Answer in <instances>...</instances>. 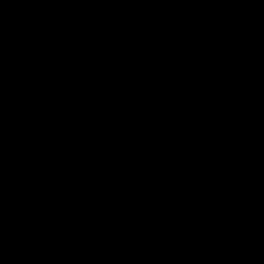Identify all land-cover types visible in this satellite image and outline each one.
<instances>
[{
  "label": "water",
  "instance_id": "water-1",
  "mask_svg": "<svg viewBox=\"0 0 264 264\" xmlns=\"http://www.w3.org/2000/svg\"><path fill=\"white\" fill-rule=\"evenodd\" d=\"M0 264H264V0H0Z\"/></svg>",
  "mask_w": 264,
  "mask_h": 264
}]
</instances>
